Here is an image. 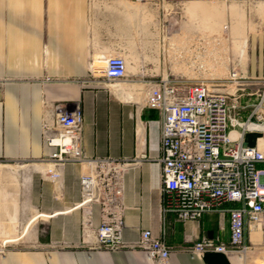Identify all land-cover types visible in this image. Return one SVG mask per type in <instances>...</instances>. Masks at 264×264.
Returning a JSON list of instances; mask_svg holds the SVG:
<instances>
[{"label": "crops", "instance_id": "0c3cea01", "mask_svg": "<svg viewBox=\"0 0 264 264\" xmlns=\"http://www.w3.org/2000/svg\"><path fill=\"white\" fill-rule=\"evenodd\" d=\"M187 1L190 19L179 29L209 31L203 19L218 26L226 18L228 30L233 27L243 38L242 56L234 58L243 77L264 79V0ZM192 17L196 22L187 30ZM119 53L126 54V78L109 84L91 75L92 64L103 65ZM195 74L162 76L193 83L202 77ZM158 76L150 74V0H0V239L33 240L11 243L0 264H152L140 248L129 246L143 229L168 244L172 264L264 261L262 224L247 223L245 240L255 248L243 258L236 251L197 252L194 245L203 236L229 243V213L207 211L198 220L182 221L165 209L161 113L146 104ZM258 87L248 86L240 97L242 119L260 99ZM57 103L81 106L87 156L128 161L123 178L126 247L95 248L92 232L85 236L84 221L91 217L94 231L101 211L97 204L80 205L81 164L67 163L58 169V178L48 172L56 147L44 141V120L56 123ZM245 139L264 151L263 130L247 131Z\"/></svg>", "mask_w": 264, "mask_h": 264}, {"label": "built area", "instance_id": "2783aa9c", "mask_svg": "<svg viewBox=\"0 0 264 264\" xmlns=\"http://www.w3.org/2000/svg\"><path fill=\"white\" fill-rule=\"evenodd\" d=\"M224 28L228 30V25ZM90 73L109 84L116 83L127 77L126 59L122 54L109 55L103 65L92 64ZM253 85L260 86L255 90L260 99L249 117L242 119L239 110L244 107L239 100ZM146 104L161 113L159 161L165 209L182 221L198 220L207 211L229 213V243L203 236L194 250L252 251L254 245L245 240L247 223L262 224L264 246V169L260 168L264 151L245 139L247 131H264V79H245L238 64H232L227 78L214 83L204 79L189 83L188 79L161 75L151 85ZM54 108L56 123L44 120V141L56 147L48 157V172L58 178V169L67 163L81 164L80 205L97 204L101 211V223L94 231L91 217L84 221L85 236L93 234L94 247L99 249L128 246L123 238V178L128 161L87 156L81 106L57 103ZM235 130L238 135L234 137ZM227 203L232 205L226 207ZM129 246L140 248L152 264H172L171 248L151 229H143L139 240Z\"/></svg>", "mask_w": 264, "mask_h": 264}, {"label": "rangeland", "instance_id": "374dc122", "mask_svg": "<svg viewBox=\"0 0 264 264\" xmlns=\"http://www.w3.org/2000/svg\"><path fill=\"white\" fill-rule=\"evenodd\" d=\"M209 2L223 5L224 1L209 0ZM187 3V0H165L160 3L150 0V74L167 75L169 72L191 75L196 73L194 77L202 76L201 80L212 78L223 80L227 78L232 64H235L234 58L242 56L239 54V50L243 38L240 37L241 34L238 31L233 30V27L231 31L224 28L228 23L226 18H222L218 26H211L203 19V24H208L209 31L182 32L179 29L182 27V22L190 19L186 14ZM180 8L183 11L182 16L179 14ZM154 9L157 10V13L152 12ZM195 22L196 17H192L187 30L192 29ZM167 25L172 28L171 31ZM175 34L178 35L174 37ZM122 55L125 57L126 54ZM133 57L132 55L131 59H134ZM97 63L101 65L99 62ZM161 64L163 69H160ZM238 68L243 72L241 65L238 64ZM11 243L29 245L33 243V240L23 239L2 243L0 239V256L3 255L5 249L12 247ZM257 263L264 264V261L251 260L249 264Z\"/></svg>", "mask_w": 264, "mask_h": 264}, {"label": "bare ground", "instance_id": "6f19581e", "mask_svg": "<svg viewBox=\"0 0 264 264\" xmlns=\"http://www.w3.org/2000/svg\"><path fill=\"white\" fill-rule=\"evenodd\" d=\"M238 135V131H233V136L235 137V136H237ZM16 237V238H15ZM15 237H13V238H15V239H6V240H4V241H2V243H7V242H13V241H16V240H18V236H15ZM249 254V252L248 253H246V254H237V255H239V257H244V256H247Z\"/></svg>", "mask_w": 264, "mask_h": 264}]
</instances>
